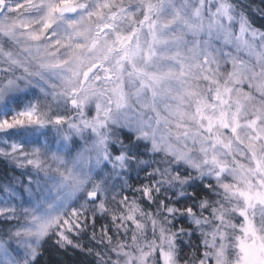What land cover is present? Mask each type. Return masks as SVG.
Listing matches in <instances>:
<instances>
[{"label":"snow or ice","instance_id":"snow-or-ice-1","mask_svg":"<svg viewBox=\"0 0 264 264\" xmlns=\"http://www.w3.org/2000/svg\"><path fill=\"white\" fill-rule=\"evenodd\" d=\"M252 12L264 17L248 0H0V161L13 168L0 174V264L68 250L81 264H264V20ZM116 124L192 170L164 173L178 200L141 183L109 208L90 180L133 156L109 151Z\"/></svg>","mask_w":264,"mask_h":264},{"label":"clouds","instance_id":"clouds-1","mask_svg":"<svg viewBox=\"0 0 264 264\" xmlns=\"http://www.w3.org/2000/svg\"><path fill=\"white\" fill-rule=\"evenodd\" d=\"M108 134L109 140V151L115 156V150L121 149L123 146L125 149L131 148L133 152L132 158L128 159L125 167L123 169L116 168L113 169L111 163H102L101 167L96 169L95 172H99L100 175L97 176L93 172L91 176L90 183L92 182H103L107 189V197L110 199L108 204L109 208H116L120 200V194L123 192H128L129 195L135 191L134 186L138 187L143 184L152 183L153 187H159L157 192V198L161 201L167 197L169 200H178L179 195L173 196L176 192L179 194L181 191V186L175 182H168V178L164 175L165 171L168 170L172 175H174V169L177 167L180 170L187 171L189 175H193L191 169H187L186 166H181L177 163L170 155H167L164 151L154 152L152 150L151 144L147 141H138L137 133L134 129L126 127L122 124L110 125L104 130ZM91 143V140L89 141ZM135 146V147H132ZM106 165V166H105ZM88 169H85L87 172ZM195 179V176H193ZM189 194L192 189H184ZM203 194V193H202ZM84 192L77 194V198L83 197ZM143 197L139 192H135V200L148 214H156L158 216H164L163 206L158 209L155 202L149 200L147 205L143 204ZM75 202V201H74ZM80 203H84L85 200L80 199ZM184 201H181L183 204ZM92 206L89 205V209ZM96 214V213H91ZM102 222L103 217H102ZM146 223V234L151 235V225ZM98 227V226H97ZM113 231H118V229L113 228ZM123 231V229H119ZM119 239V237H117ZM154 238V237H153ZM84 243H88L90 247H98L105 257H109L107 249L104 248L103 244H97L96 241L88 237L83 240ZM187 242V241H186ZM94 257H89L87 261L83 264H90ZM75 264H81L79 259ZM123 264V262H121Z\"/></svg>","mask_w":264,"mask_h":264},{"label":"trees","instance_id":"trees-1","mask_svg":"<svg viewBox=\"0 0 264 264\" xmlns=\"http://www.w3.org/2000/svg\"><path fill=\"white\" fill-rule=\"evenodd\" d=\"M248 2L264 7V0H248ZM251 15L254 16L258 22L264 20V17L259 16V14L256 12H252ZM257 26H259V23H257ZM5 170L7 171L5 172ZM12 170L13 169L6 161H0V174L9 175ZM49 260H51L53 264H55V262H63V264H75L79 258L74 250H68L66 255H45L44 261L47 262Z\"/></svg>","mask_w":264,"mask_h":264},{"label":"rangeland","instance_id":"rangeland-1","mask_svg":"<svg viewBox=\"0 0 264 264\" xmlns=\"http://www.w3.org/2000/svg\"><path fill=\"white\" fill-rule=\"evenodd\" d=\"M11 166V165H10ZM11 168H12V166H11ZM13 169V168H12ZM11 174H13V170H12V172H10L9 173V175H11ZM15 174H19V170H15Z\"/></svg>","mask_w":264,"mask_h":264}]
</instances>
